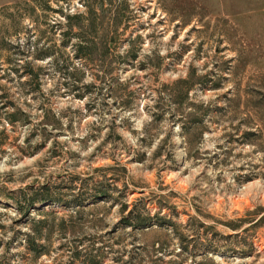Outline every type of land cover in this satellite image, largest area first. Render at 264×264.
I'll return each instance as SVG.
<instances>
[{
    "label": "rangeland",
    "instance_id": "1",
    "mask_svg": "<svg viewBox=\"0 0 264 264\" xmlns=\"http://www.w3.org/2000/svg\"><path fill=\"white\" fill-rule=\"evenodd\" d=\"M0 264H264V0H0Z\"/></svg>",
    "mask_w": 264,
    "mask_h": 264
},
{
    "label": "trees",
    "instance_id": "2",
    "mask_svg": "<svg viewBox=\"0 0 264 264\" xmlns=\"http://www.w3.org/2000/svg\"><path fill=\"white\" fill-rule=\"evenodd\" d=\"M93 23V20L91 21ZM80 48L83 47L82 45H78ZM127 203H124V207L126 206ZM131 211V210H130ZM233 226H238V225H233Z\"/></svg>",
    "mask_w": 264,
    "mask_h": 264
}]
</instances>
